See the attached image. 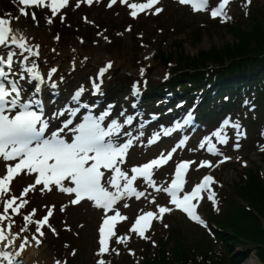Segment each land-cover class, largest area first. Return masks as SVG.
<instances>
[{
    "label": "rangeland",
    "instance_id": "374dc122",
    "mask_svg": "<svg viewBox=\"0 0 264 264\" xmlns=\"http://www.w3.org/2000/svg\"><path fill=\"white\" fill-rule=\"evenodd\" d=\"M135 1L140 2L138 0H131V2ZM210 1L212 5L217 2V0ZM4 2L9 3V13H16V11H18V8H16V0H4ZM45 2L47 3L48 0H45ZM258 2L264 3V0H258ZM243 5H245V0H230L227 11L231 19L224 22H227L229 25L232 23L238 24V26L243 29L247 28L248 20L244 17L246 7ZM157 6L163 9L160 14H150L149 12L138 13V15L141 14L142 18L136 19V21H134L135 23H133V21L128 18L130 9L124 5H117L113 6L111 9H107L104 6V0H102L101 3H95L93 6L82 5L81 8L76 9L73 3L72 7L61 10V14H66L67 21H70L73 17L76 18V27H72L68 30L67 35L57 34V24L60 23L58 18H54V22L51 25L46 23V20L50 17V9L37 8L36 13H39L37 16H40L42 12L46 11L47 14L35 24L36 29L33 31L34 33L31 32L33 42L40 45L41 50H48L46 52L49 57V63H51L55 57H61V62L66 64L64 65L66 71L58 70V72H60L59 77H57L54 82H51L47 88H44L43 92L48 93V91H50L55 93L58 89V96L61 99L63 97L65 98L67 93L70 94L75 89L79 91V89L83 87L85 90L86 82L89 79H93V77H91L93 76L91 72L93 66H90L92 65V60L98 59V63L111 60L110 62H112L114 66L111 72L104 78L102 97L105 99H103L102 102L110 101L111 104H113L110 113L116 118L115 121L122 124L123 128L126 130L128 126L124 125L123 121L127 117L122 114V102L126 99L128 88L130 91L133 86L147 84L145 87V90H147L146 88L148 86L155 87V85H158L157 80L160 79L161 81V78L165 79V77L173 74L171 70L172 67L169 69L164 63L158 61L155 58L156 56L153 58L150 56L149 59H145L143 56L145 52L150 53V55L153 51H158V53L171 52L173 54L179 53L181 55L195 57L198 51L206 50L210 47L220 49L222 44L230 41V37L224 32V28H222L221 25L224 22L219 18H210V12L205 11L200 14H194L187 7L177 6L171 0H160ZM72 8H74L73 13H71ZM4 14L5 13H3L0 8V15ZM83 15H85L86 20L90 22H86ZM151 15L157 17V25L162 28V33L159 36H157L156 27L154 28L151 21H147L148 16L150 18ZM25 20L27 23L29 22V20ZM216 20H218L219 26L215 27L212 22ZM94 24H98L100 29L102 27L105 28L102 30L94 29V31L91 32L90 26H94ZM125 25L131 27L129 32L126 31L129 27L124 28ZM122 28H124V30ZM102 31H105V33ZM85 32L86 34L84 35ZM140 33H143L144 36V38L141 39L143 44L135 41L133 38L135 35L139 38ZM195 34H198L199 38L194 42L191 35L194 36ZM57 35L60 37L59 40L54 39ZM114 36H118L120 39L119 41H114V39L112 44H110L109 40L110 38H114ZM81 39L84 41L83 43L80 42ZM173 40L178 43V49L172 48V45L169 44ZM50 44H54L53 49H55V52L52 51L53 49L47 48ZM79 49L81 50L79 54H77L78 59L73 61L71 53L77 52ZM227 62L228 61L225 59L222 61L221 65H226ZM180 64H182V62ZM72 65H74L73 73L69 70ZM141 70H143V72ZM57 73L55 76H57ZM173 75L175 76V74ZM173 75H171V77ZM61 77L63 78L62 80ZM145 80L148 82L145 83ZM53 83L56 85L57 89L52 87ZM175 92L177 93V91ZM210 97L212 99L213 95ZM47 102H49V99H47ZM58 110H60V108L58 100H56L52 102L51 107L47 111L49 123H53L56 119L61 123L52 126L50 128L51 132L57 131L62 134H67L70 128H65V126L62 125V120L65 115H53V113H57ZM259 110L260 113H255L254 111L253 113H246V115L242 112L241 117H237L233 121L240 125L239 132L241 135H239V137H237L236 129H225L228 136V142L226 144L217 143L216 138L212 136V133L216 131L222 123L213 130L203 128L192 134L187 133L185 136L187 138L186 143L173 152L172 158L166 164L153 170L152 178L156 186L163 183L169 175L171 163L179 158H185L191 162H195L191 163L190 172L187 177L189 187L192 186L191 188H193L196 185L197 179L203 178L205 175L213 177L214 183L211 184L210 187L216 194L215 200L217 198V188L219 187V194L225 195L229 182L235 180L239 174H241L242 170L239 166L247 167L255 164L259 166L261 171H264V165L260 160V153L264 152V108ZM61 112L64 113V111ZM61 129H63V131H60ZM129 132L130 131H127V133ZM132 135L135 137V140L128 149L126 160L123 163L124 167L119 165L121 169L123 167L122 170L128 172V174L132 167L141 166L152 159L158 158L161 153L167 154L169 152L168 149L173 146V144L168 143L166 139L163 142L168 144L167 149L159 150V143L154 145L147 144V138L142 139L141 131H136V128H133ZM205 138L211 139L219 155H213L210 152L206 153L203 147H200L201 143L205 141ZM233 139H237L238 141L234 142ZM205 144L207 143L205 142ZM237 144L239 147H236L237 149L234 150L232 146ZM175 145H177V143H175ZM224 157H229L230 159L220 163ZM202 161H208L212 166L198 167ZM3 168L5 167L0 163V169H2L0 171V176H2L1 173L5 171ZM112 174L114 173L106 172V175ZM16 181L19 183L21 191L25 186L30 185V177L24 173L21 174ZM123 183L124 181L121 180V186ZM105 187L113 193L116 191L115 188H111L106 184ZM133 187H135L138 192L143 191L145 195L139 200H137L135 196H125L114 205V208L118 209L121 215L127 217L126 220L117 221L114 231L118 237L128 236L129 239L124 244H116L115 238H113L109 241L110 248H116L119 254L123 250H127V253H129L133 260L139 257L138 245H134L132 248L128 246L137 243L130 242L137 235L129 232V229L135 222L136 216L141 214V210L157 213V218L151 222V226L145 234L148 237L147 240H153V236L158 231L161 232L163 236L166 231L170 230H175L177 235L188 243L197 242L201 237L205 236L206 229L202 224L186 221L168 204L163 197V193L153 191L152 187L148 186L143 181V178L138 177L137 181H134ZM29 192H32L30 199L34 200V207L37 208V213L33 216L35 220L44 216L48 208H51L53 212V215L49 217V224L51 227L45 226L42 229V231L45 232V236L40 238L41 244L37 245L33 240L28 243V245L31 244L32 246H30L32 254L35 255V257H40L38 258L40 259L39 264H55L56 260L62 261L63 264H94V259H97L96 253L98 251L99 234L97 226L103 221L105 215L102 210H94L85 202L77 206H71L70 197L65 193L60 194L58 190L54 193L52 191L45 193L36 188ZM201 197L202 199L198 200L196 203V209L198 210V216L203 220L202 210L205 203L210 200L207 198V192H203ZM153 198H155L156 203L150 204L148 201ZM124 204H128L129 207L125 208ZM156 205L169 207L171 211L163 214V217L160 218ZM62 207L64 208L63 211H61ZM23 209L24 208H22L18 214L21 219V212ZM114 214V212H111L108 215ZM9 216L11 217V221L14 222L13 219L15 216ZM31 225L34 226L35 224ZM164 225H167L166 229L162 228ZM51 228H55L56 232L53 233ZM262 229L264 230V221L262 222ZM73 253L75 254L73 255ZM246 253L248 254L244 257L241 264L245 263L247 260H249L251 264H259L252 256V250H247ZM119 254L109 251L100 258L106 260L107 264H112L115 256ZM20 261L22 264H25L22 259Z\"/></svg>",
    "mask_w": 264,
    "mask_h": 264
},
{
    "label": "snow or ice",
    "instance_id": "6c2138e0",
    "mask_svg": "<svg viewBox=\"0 0 264 264\" xmlns=\"http://www.w3.org/2000/svg\"><path fill=\"white\" fill-rule=\"evenodd\" d=\"M101 2L102 0H71V2L70 0H48L46 3L45 0H18L19 5H21L18 8V14L7 13L0 15V78L7 79L8 72L5 69L12 71L14 58L22 57L21 70L30 74L31 79L38 82L37 91L40 90L39 84L42 82V77L36 68L35 60L31 61L32 67H23L24 61H28L29 57H39L40 53L38 50L40 45L33 44L29 46V38L25 34L26 30L14 26L15 22L29 15L27 9H50V17L46 20V23L51 25L54 22L53 18H58L61 23L65 22V16L61 14V10L72 7L73 3L75 8L79 9L82 5L93 6L95 3ZM104 2L109 9L118 4L126 6L130 9V15L133 18H136L138 13L149 12L150 14H160L163 11L162 8L157 6L160 0H144V2L104 0ZM178 2L181 5L190 4L194 12H202L209 9V0H178ZM229 4L230 0H218L217 6L210 9V18L215 19L219 17L222 22L230 20L231 17L227 11ZM248 4H250V0H247L243 6L247 7ZM31 19L34 24L38 23L35 12L31 13ZM86 22L90 21L86 20ZM130 30V28L126 29V31ZM54 39L59 40L60 37L57 35ZM80 42L83 43L84 41L81 39ZM13 46L19 49V52L14 51ZM52 51L55 52V49ZM24 53H28V55L25 56ZM111 67L112 63L108 62L105 66L99 68L97 77H103ZM141 71L143 72V70ZM57 72L58 69L56 67H51L46 73V78L51 80ZM9 85L10 91L4 83H0V163H3L6 169L5 174L0 176V208H2V211H0V223L11 220V217L7 215L9 210L13 214H19L20 210L28 203L26 199L22 198L30 190H35L37 186H41V190L51 191L52 188L50 186H55L61 193L69 195L72 205H77L82 200H88L94 202V207L103 210L105 215L98 228L99 238L96 264H107L106 260L100 257H103L109 251L119 254L116 248L109 247V241L115 238L116 244H124L129 239L128 236L118 237L114 231L117 221L127 219L126 216L121 215L118 209L114 208V205L125 196H135L139 200L145 195L143 191L138 192L133 187V183L137 181L138 177L143 178V181L148 186L154 188L155 191L167 193L171 197L170 204L174 205L181 212L186 213L189 219L198 224L204 223L197 215L196 205L192 201L202 199L201 193L207 192L208 200L215 203L216 194L210 187L214 183L212 176L205 175L190 192H185L182 196L179 193L184 188L185 181L183 177L185 171L189 168L190 163H195L194 161L178 163L175 167L174 178L166 187H156L155 181L152 178L153 170L166 164L172 158L176 148H173L167 154L161 153L158 158L152 159L141 166L132 167L130 170L131 176H129L128 172L123 171L119 165L124 163L125 154L132 146L135 137L118 145L114 144L110 139L106 140V137H112L114 134L120 132L121 125L117 121H112L107 131L101 129L97 121L81 125L78 129L80 134L71 143H66L64 139H61L57 131L51 132L50 138H44L45 130L49 127L48 122L42 119V116L38 115L36 111L27 110L32 102L20 104L21 90L16 82L9 81ZM52 87L55 88L56 85L53 83ZM93 87L97 90L99 89L98 84L94 83ZM83 91L84 89L81 87L75 93L73 99H78ZM133 94L138 95L136 86H133ZM18 104L25 110L20 111L12 118L3 114L6 107L9 109L16 108ZM53 115L61 116L65 115V113L57 112L53 113ZM104 115H107V113ZM101 119H103V116H101ZM190 121L191 113L183 118V122L177 121L174 127L161 129L159 133L153 134L148 143H155L160 139L161 135L168 136L172 132L189 124ZM70 123L71 120L67 121L65 128ZM131 123V117L124 121L126 125H130ZM230 127L237 130V137L241 135L239 132L240 125L232 122L230 119H225L220 127L212 133L217 143L226 144L228 142L225 129ZM60 131H63V129ZM126 135L131 136V133H127ZM205 142L208 145L210 153L219 155L215 145L212 144L209 138H205L200 147H204ZM183 143L181 141L177 147H181ZM235 147L238 148L239 145L237 144ZM227 159L230 158L224 157L220 163H223ZM205 166L211 167L212 165L208 161H202L198 165V167ZM102 169L114 174L106 175V172L102 171ZM20 173L26 175L35 174V176L34 184L24 187L20 193V197H17L11 193L10 183ZM121 180L124 181L122 186L120 184ZM102 181L104 184H102ZM68 184L73 186H66ZM105 184L111 188H115V193L109 191L104 186ZM73 196L74 198H72ZM18 200L20 201L19 203H17ZM148 202L150 204L156 203L155 198ZM124 207L127 208L129 205L124 204ZM156 207L160 218L163 217V214L171 211L166 206L156 205ZM63 210L64 208L62 207L61 211ZM109 212H114L115 214L108 215ZM36 213L37 210L33 209L30 214L23 216V220L25 225L35 224V234L30 239L35 241L37 245H40V237L45 236L42 228L45 226L51 227L49 217L53 215V212L51 208H48L47 213L42 218L34 221L32 217ZM156 218V212L141 210V214L136 216L135 222L132 224L129 232L136 234L140 238L148 239L145 234L149 230L151 222ZM164 227L166 228L167 225H164ZM7 228L9 235H5L4 228H0V244H3L4 248L16 247L18 250L15 253L0 250V261L14 264V261L18 257H21L22 252L25 250L28 238L21 236L19 233L12 234L11 222L7 224ZM27 231V226L20 228V232ZM51 231L53 233L56 232L55 228H51ZM55 264H63V262L56 260Z\"/></svg>",
    "mask_w": 264,
    "mask_h": 264
},
{
    "label": "trees",
    "instance_id": "16d2710c",
    "mask_svg": "<svg viewBox=\"0 0 264 264\" xmlns=\"http://www.w3.org/2000/svg\"><path fill=\"white\" fill-rule=\"evenodd\" d=\"M247 20L245 29L238 24L225 25L224 32L230 41L220 49L210 47L198 51L195 57L171 52L159 53L157 57L162 62L174 59L177 67L192 70V75L185 73V76L194 85L205 73L216 76V97L221 99L227 95L232 111L240 109L239 101L243 97L253 99L254 104L264 102V3L252 0ZM191 37L194 42L199 38L198 34ZM173 42L172 48L178 49V43ZM225 59L228 62L223 66ZM206 64L214 65L216 70L209 72ZM261 157L264 165V155ZM241 170V174L229 182L226 194L218 198L214 209H206L210 237L188 243L175 230L166 231L163 236L155 237L154 247L143 244L139 264H236L246 256L247 250H252L256 261L264 264V171L256 165ZM237 246L241 252L231 256L229 248ZM123 258L113 264H134L128 262L127 257Z\"/></svg>",
    "mask_w": 264,
    "mask_h": 264
},
{
    "label": "bare ground",
    "instance_id": "6f19581e",
    "mask_svg": "<svg viewBox=\"0 0 264 264\" xmlns=\"http://www.w3.org/2000/svg\"><path fill=\"white\" fill-rule=\"evenodd\" d=\"M14 26L17 27V28H21V29L26 30L25 34L29 38V46H31V45L34 44L33 43V40H32V37H31L32 36V33L31 32H33V30H34L33 29V26L27 24L22 19H20L19 21L15 22ZM77 47L80 48L79 46H77ZM47 48L48 49H53L54 48V44L48 45ZM13 50L19 52V49H16L14 46H13ZM80 50L81 49H79L77 51L78 53L77 52L71 53L72 54V60L73 61H76L78 59V55L77 54H79ZM38 51L40 53L39 57L38 58L29 57V60L28 61H24L23 67L24 68L32 67L31 61L32 60H35V62H36V68H37V70L39 71V73H40V75L42 77V82H41V87H42L45 84H47L48 81H50L49 79L46 78V73H47V71L50 70L51 67L58 66V67H56L58 70H63L65 72L66 71L65 70L66 67H64V65H66V64L61 62V57H55V59L51 63H49V60H48L49 57L47 56V52H46L48 50L45 51V50H40L39 49ZM24 55L26 56V55H28V53H24ZM21 60H22V57L14 58V65H13L12 71H8L7 69H5V70H6V72H8L9 77L12 80L16 81L17 83H19L21 85V87H22V96L23 97H22V101L20 102V104H24V102H26V101L28 102L29 99H34V96L32 94H34V95L37 94V91H36V89H34V87L33 88H29V85L32 83V82L30 83V78L31 77H30V74H28V73H26V72H24V71L21 70ZM92 61H93L91 63L92 65H90L91 67L93 65H96L97 66L99 64L97 62L98 59H93ZM69 65H70V63H69ZM113 66H114V64H112V67H111L110 71L112 70ZM97 69L99 70V68H97ZM55 79H56V76L54 75L51 78V82L54 81ZM29 90H31L30 91L31 95H29L26 92V91H29ZM20 109H21V107L18 104L17 107L14 108V112L9 113L7 115L12 118L14 115H16V114L19 113ZM97 122H99V124H100V126H101L102 129H105V128H107L109 126V125L108 126L105 125L103 119H97ZM10 222L12 223V234L19 233L21 236H24L25 238H28V241L30 240L31 232L29 231V229H28L27 232H20V228L21 227L17 226L14 222L8 221V220L4 221L3 223H0V228H4V230H5V235H9V231H8V228H7V224L10 223ZM30 246H31V244L30 245H28V244L26 245L25 250L22 252L21 257H18L17 260L18 259L19 260L22 259L25 264H39L40 263L39 262L40 259H38V258H40V257H38V256L35 257V255L32 254V250H30V248L32 246L31 247ZM0 250H2V251H11L12 253H15V251H17L18 249L16 247L4 248L3 247V244H0ZM0 264H7V262L6 261H0ZM243 264H251V263H250L249 260H247Z\"/></svg>",
    "mask_w": 264,
    "mask_h": 264
}]
</instances>
